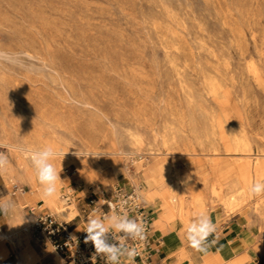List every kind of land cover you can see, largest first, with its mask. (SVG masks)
<instances>
[{
	"label": "rangeland",
	"instance_id": "rangeland-1",
	"mask_svg": "<svg viewBox=\"0 0 264 264\" xmlns=\"http://www.w3.org/2000/svg\"><path fill=\"white\" fill-rule=\"evenodd\" d=\"M0 51L17 58L0 62L6 128H35L61 146L77 143L74 137L103 140L126 153L115 165L100 164L108 189L101 181L87 189L65 181V202L78 211L92 193L145 189L150 147L191 182L208 178L248 192L256 178L247 161L261 164L257 180L264 182V0H0ZM201 143L217 152L209 157ZM242 144L248 151L236 150ZM73 170L69 160L58 172L66 177ZM25 196L0 177V199L28 205L23 211L33 224L49 208ZM258 197L264 199L249 195L231 213L217 202L207 206L214 224L237 220L246 228L243 250L250 257L243 264H264V219L253 213ZM159 203L144 204L152 219ZM31 230L32 243L53 264L55 251ZM181 237L187 251L184 231ZM222 243L238 247L231 237ZM0 244L10 252L7 263L19 264L7 241Z\"/></svg>",
	"mask_w": 264,
	"mask_h": 264
},
{
	"label": "bare ground",
	"instance_id": "bare-ground-1",
	"mask_svg": "<svg viewBox=\"0 0 264 264\" xmlns=\"http://www.w3.org/2000/svg\"><path fill=\"white\" fill-rule=\"evenodd\" d=\"M74 140L77 143H66L61 146L54 142L44 141L35 128H6L0 119V151L5 152L10 161L7 169L0 172L1 179L7 186L17 187V190L22 195H26L25 198L27 201L42 202L57 219L65 222L71 221L78 215V212L73 201L68 204L65 202V181L69 179L74 185H79L85 189L93 186V183L101 181L102 188L108 189L110 187L109 183L99 178L100 164L115 165L119 161V158L126 154L121 149L106 145L103 140L97 144L89 141L86 142L79 137H74ZM16 145L28 146L33 149H39L45 145H52L57 150L65 153L64 157L60 155L53 161L57 171L67 161L70 160L73 163L74 170L72 174L66 177L60 176L62 182H58L56 197L48 200L41 198L40 187L35 180L34 170L29 159L30 154L14 150L13 146ZM248 149L246 144L239 145L236 148V150L241 152H246ZM200 150L208 152L210 154L209 157L217 152V149L205 146L202 143L200 144ZM156 151L157 149L154 147L149 148V155H151L152 162L146 168L145 189L138 190L139 198L143 205L145 204L147 207L152 206L156 199L160 202V213L154 219L150 218V233L152 234V228H154L165 239L169 241L177 240L174 247L167 251L165 259H173L177 264H179L180 259L189 262V255L184 248L181 234L185 226L193 218V214L199 211H205L206 209L208 211L206 213L209 215V208L207 207L209 201L217 202L227 212L231 213L240 205L242 206L241 208L244 207L249 192L243 189L245 186L238 188L235 185L229 186L212 183L208 178L202 182H191L183 179L177 169H173L164 163L163 160L155 158L157 154L154 152ZM187 151L189 150H183V152ZM133 154L134 152L130 153V155ZM244 165L252 171L256 178L255 182L259 181L257 179L261 178L263 172L261 164L259 162L247 161ZM207 166L213 169L215 163L211 161ZM186 169H191V167L186 166ZM170 171L174 172L175 177L170 176ZM99 191L101 190L99 189ZM6 199H11V197H7ZM15 205V208L5 216V230H2L3 226H0V239L7 241L20 264H33L41 259L37 254L36 245L32 243L26 231L28 218L23 211V207L17 204ZM253 213L257 218L264 219V199L258 197L253 208ZM171 223H174L177 228L174 229ZM31 228L32 224L30 225ZM7 254V249L4 247V244H0V260ZM61 260L60 256L56 253V264H62ZM203 264L227 263L212 255L210 250H208L204 254Z\"/></svg>",
	"mask_w": 264,
	"mask_h": 264
},
{
	"label": "clouds",
	"instance_id": "clouds-1",
	"mask_svg": "<svg viewBox=\"0 0 264 264\" xmlns=\"http://www.w3.org/2000/svg\"><path fill=\"white\" fill-rule=\"evenodd\" d=\"M0 62L16 63L17 58L11 54L0 51ZM14 150L29 153L31 166L34 170L35 180L40 187L41 198L48 200L57 196L58 182H62L53 161L60 155H65L52 145H45L39 149L16 145ZM10 161L8 155L0 151V172L7 169ZM249 195L256 197L264 195V182H253L248 188ZM110 213L103 216L93 214L87 217L84 242L94 247L92 262L96 258H103L105 264H121L122 258L135 264L138 255L137 248L129 246L128 241H144L147 238L146 226L139 217H129L127 214H118L115 206L107 201ZM15 201L0 199V214L7 216L15 208ZM216 232V225L205 211L193 214V218L184 228L187 246L198 253L208 252L209 237ZM116 234H120L117 238Z\"/></svg>",
	"mask_w": 264,
	"mask_h": 264
},
{
	"label": "built area",
	"instance_id": "built-area-1",
	"mask_svg": "<svg viewBox=\"0 0 264 264\" xmlns=\"http://www.w3.org/2000/svg\"><path fill=\"white\" fill-rule=\"evenodd\" d=\"M64 198H68L64 195ZM89 213L94 212L97 216L110 213L108 202L115 206L114 211L118 214H127L129 217H139L146 226L147 238L144 241H128L129 246L137 248L138 255L135 264H151L154 255V242L150 236L151 215L145 209L138 194V188L120 187L105 194L103 192L92 193L82 198ZM33 231L39 244H48L63 259V264H93L92 256L94 247L91 243L84 242L86 233L81 226L75 228L70 221L58 220L48 209L40 210L35 215L32 224ZM120 234H116L119 238ZM95 264H105L103 258L97 257ZM121 264H129L122 258Z\"/></svg>",
	"mask_w": 264,
	"mask_h": 264
},
{
	"label": "crops",
	"instance_id": "crops-1",
	"mask_svg": "<svg viewBox=\"0 0 264 264\" xmlns=\"http://www.w3.org/2000/svg\"><path fill=\"white\" fill-rule=\"evenodd\" d=\"M65 189H67V187H65ZM67 190H69V189H67ZM26 206H28V205H25L24 207H26ZM76 209H77V207H76ZM79 211H80V214H79ZM79 211L77 209L78 215H77V217H75L76 220L72 223L75 226V228L80 227L81 222H83L86 225V223H85L86 219H87V217L90 216V215H88L89 211H88V208H86V205H83V204L79 205ZM152 215H154V214L151 213V218H153ZM26 216L28 218L26 231H27L28 235L30 237H32V230L30 229L32 216L30 214H28V215L26 214ZM5 221H6L5 216L3 217V214H0V226H3ZM215 225H216V232L212 236L209 237L208 250H210L212 255L218 257L224 263H227V264H243V262L246 261L248 259V257H250L248 250H243V248L245 246V242L242 239V231H247L246 228L243 225H241L237 220L228 222L226 224H222L221 222L216 221ZM173 228L176 229L177 226H175V224H174ZM156 234H159L158 235L159 237H157L158 240L153 239L154 255H153L151 264H177L176 261L173 259H170V260L165 259L167 256V251L169 249H172L174 247V245L177 243V241L176 240L169 241V240L165 239L164 236H162L158 231L153 230V228H152V235L156 236ZM227 237H231L233 239L235 245L238 247L232 248L230 246L231 243H222L225 241V239ZM5 248L7 249L8 254L3 259L0 260V264H8L7 263V261H8L7 257H8L10 252H9L7 246ZM187 253L189 255V262H191L192 264H203V262H204V254L203 253L201 255V253L194 251L190 247L187 249ZM37 254L39 255L41 260L36 261L33 264H36L38 262H40L41 264L42 263L44 264V262H45V264H49L47 259H46L47 258L46 257V249H44L43 247L38 248ZM55 254H56V252H55ZM57 255L60 256L59 254H57ZM60 258L62 259L61 256H60ZM17 261L19 262L18 259H17ZM42 261H44V262H42ZM253 261H255V260H253ZM52 262H53V264H56L55 255H54ZM19 264H20V262H19ZM256 264H259V263L257 262Z\"/></svg>",
	"mask_w": 264,
	"mask_h": 264
}]
</instances>
